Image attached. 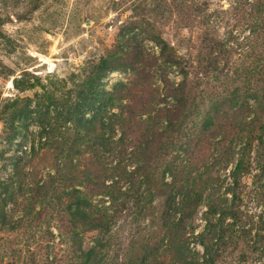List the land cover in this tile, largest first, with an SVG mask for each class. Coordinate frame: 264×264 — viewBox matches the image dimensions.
<instances>
[{"label":"rangeland","instance_id":"rangeland-1","mask_svg":"<svg viewBox=\"0 0 264 264\" xmlns=\"http://www.w3.org/2000/svg\"><path fill=\"white\" fill-rule=\"evenodd\" d=\"M0 264H264V0H0Z\"/></svg>","mask_w":264,"mask_h":264},{"label":"built area","instance_id":"built-area-1","mask_svg":"<svg viewBox=\"0 0 264 264\" xmlns=\"http://www.w3.org/2000/svg\"><path fill=\"white\" fill-rule=\"evenodd\" d=\"M31 147H32V145H31V143L30 142H23L21 145H19V151H18V153L19 154H22V153H30V151H31Z\"/></svg>","mask_w":264,"mask_h":264}]
</instances>
